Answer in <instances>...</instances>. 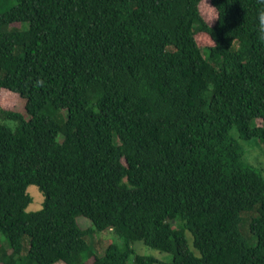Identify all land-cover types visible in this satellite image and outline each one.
I'll return each mask as SVG.
<instances>
[{
  "label": "trees",
  "instance_id": "16d2710c",
  "mask_svg": "<svg viewBox=\"0 0 264 264\" xmlns=\"http://www.w3.org/2000/svg\"><path fill=\"white\" fill-rule=\"evenodd\" d=\"M0 115V264H80L95 232L123 246L89 264H264V177L230 135L264 141V0H15Z\"/></svg>",
  "mask_w": 264,
  "mask_h": 264
},
{
  "label": "rangeland",
  "instance_id": "374dc122",
  "mask_svg": "<svg viewBox=\"0 0 264 264\" xmlns=\"http://www.w3.org/2000/svg\"><path fill=\"white\" fill-rule=\"evenodd\" d=\"M15 5V0H0V13H4ZM19 109V107H18ZM20 111V109H19ZM0 124L5 125L6 127L14 130L17 123L8 119H3L0 115ZM230 135L238 141L243 149L242 162L248 166L255 169L258 173L264 177V141L262 139H250V140H241L238 139V136L234 129L230 131ZM32 201L31 204L27 207L26 212H36L41 209L43 197L35 186H30L27 190ZM77 225L83 229L87 230L92 228L91 223L82 218H76ZM173 227H177L175 222H172ZM185 239L187 241V248L195 256H198V253L192 247V237L189 232H185ZM248 236H245V240L249 246L255 245V239L248 232ZM85 241L88 244V249L80 257V264H89L92 256L101 257L104 254V250L109 243H114L119 247L123 246V242L112 235L110 232H101L93 233L85 237ZM130 247L133 249L134 253L130 254L126 264H134V256L142 255L147 257H152L157 262H170L173 256L169 253L159 252L152 248H149L143 245L141 242H135L130 244ZM9 249L8 241L0 233V256ZM29 251V239L27 236H24L21 241V250L19 253V258L24 262ZM35 264V263H31ZM53 264H65L61 261L55 262Z\"/></svg>",
  "mask_w": 264,
  "mask_h": 264
}]
</instances>
